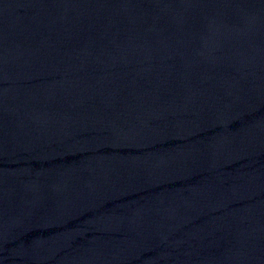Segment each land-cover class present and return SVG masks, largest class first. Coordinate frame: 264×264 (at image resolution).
Listing matches in <instances>:
<instances>
[{"label": "water", "instance_id": "1", "mask_svg": "<svg viewBox=\"0 0 264 264\" xmlns=\"http://www.w3.org/2000/svg\"><path fill=\"white\" fill-rule=\"evenodd\" d=\"M0 264H264V0H0Z\"/></svg>", "mask_w": 264, "mask_h": 264}]
</instances>
